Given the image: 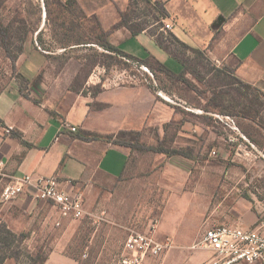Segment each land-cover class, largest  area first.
Wrapping results in <instances>:
<instances>
[{
  "label": "rangeland",
  "instance_id": "374dc122",
  "mask_svg": "<svg viewBox=\"0 0 264 264\" xmlns=\"http://www.w3.org/2000/svg\"><path fill=\"white\" fill-rule=\"evenodd\" d=\"M114 10L120 20L112 31L130 26L163 33L168 48L187 64L196 89L164 75L155 81L146 66L103 56L107 52L98 44L103 33H111L106 26L113 23ZM159 17L146 0H81L73 6L62 0H0V21L8 29L13 54L39 46L48 55V77L69 82L72 90L91 99L105 88L147 87L152 81L170 93L155 94L158 107L163 104L161 123L113 135L114 141L144 148L129 147L137 177L120 186L119 205L101 203L83 219L69 220L66 237L63 227L55 226L39 230L34 238L26 231L24 241L0 243V257H13L4 264H35L59 247L79 264H120L133 233L151 234L163 224L171 228L182 222L195 226L197 242L208 229L235 225L231 223L243 219L245 207L258 219L264 214V87L241 83L229 65L222 62L218 68L178 46L161 31L165 22ZM14 79L20 75L0 35V94ZM149 148L184 151L195 160ZM167 241L173 248L170 239L162 243Z\"/></svg>",
  "mask_w": 264,
  "mask_h": 264
},
{
  "label": "crops",
  "instance_id": "0c3cea01",
  "mask_svg": "<svg viewBox=\"0 0 264 264\" xmlns=\"http://www.w3.org/2000/svg\"><path fill=\"white\" fill-rule=\"evenodd\" d=\"M150 1L164 6L169 14L164 21L173 24L170 33L176 38L202 51L218 68L222 62L229 65L238 80L264 87V0ZM112 14L113 23L106 26V31L120 20L118 10ZM113 31L110 42L124 53L140 60L154 57L174 73L182 72V63L162 49L147 30L136 37L126 28ZM46 55L34 46L25 47L16 63L20 79H14L0 94V131L13 128L9 136L0 133V162L9 176L57 177L65 188L81 191L87 213L109 201L118 206L120 186L137 177L131 167V150L87 137L94 134L114 140L113 135L118 133L140 132L145 126L161 123L163 104L159 102L158 107V92L149 86H119L105 88L91 99L72 90L69 82L48 77L44 73ZM65 122L77 131L62 128ZM5 183L0 178V228L16 234L27 231L34 238L39 230L49 231L59 223L65 237L69 234L70 219H63L55 206L32 193L3 201ZM242 217L231 224L256 227L258 217L251 209L245 207ZM194 227L178 222L171 228L163 224L159 230L154 229L151 235L157 241L170 239L174 246L158 258H149L148 264H222L212 251L193 248ZM47 257L46 264H79V259L62 247L50 251Z\"/></svg>",
  "mask_w": 264,
  "mask_h": 264
},
{
  "label": "built area",
  "instance_id": "2783aa9c",
  "mask_svg": "<svg viewBox=\"0 0 264 264\" xmlns=\"http://www.w3.org/2000/svg\"><path fill=\"white\" fill-rule=\"evenodd\" d=\"M164 22L161 30L172 31L173 24ZM38 49L42 50L39 46ZM143 68L150 73L148 68ZM158 93L163 96L162 92ZM62 128L77 131L68 122ZM12 131L13 128L7 127L1 129L0 133L9 136ZM0 178L6 181L2 193L5 202L15 201L30 192L36 199L55 206L63 219L81 220L86 215L84 194L65 188L57 177L9 176L5 172V164L0 162ZM57 225L60 226L59 223ZM171 248L172 243L169 241L162 243L151 234L133 233L125 241L120 264H148L149 258H158ZM193 248L212 251L216 261L222 264H264V214L253 229H246L241 225H220L208 229Z\"/></svg>",
  "mask_w": 264,
  "mask_h": 264
},
{
  "label": "trees",
  "instance_id": "16d2710c",
  "mask_svg": "<svg viewBox=\"0 0 264 264\" xmlns=\"http://www.w3.org/2000/svg\"><path fill=\"white\" fill-rule=\"evenodd\" d=\"M64 3H66L68 6H73L77 0H69V1H63ZM146 2L155 7V10L159 13V18L161 19V21L166 20L169 17V14L167 13V11L165 10L164 6L159 3V2H155L153 3L150 0H146ZM118 28L120 27H124V25L117 26ZM126 29L129 30L130 34L132 37H136L138 36L141 32L147 30L155 39L156 42L158 43V45L164 49L166 52H168L170 55H172L173 57H175L176 59H178L182 65H183V70L181 73L176 74L174 73L171 69H169L165 64L161 63L160 61H158L157 59H155L154 57L148 59V60H140L138 58H135L131 55H128L126 53H124L123 51H121L118 47L114 46L111 44L110 42V36L112 34L113 31L108 32V33H103L102 35V41L98 44L99 47L103 48L107 53H105L103 56L113 59V60H118V58H123L124 60H128L127 62H132L133 64L142 67V66H146L150 72L152 73V75L155 78V81H159L160 80V75H164L166 76L169 80L178 82V83H183V84H187L190 85L192 87V89H196L195 85H192V83L190 82V80L188 79L187 75H188V69H187V64L181 60V58L177 55H175L170 48H168V46L166 45V43L164 42L165 36L163 33H155L153 31H151V28H140V29H135L134 27H126ZM166 34V33H165ZM169 37L172 38V40L174 41V43H176L178 46L184 48L185 50L191 51L192 53L198 55L199 57H202L204 59H207V57L203 54L202 51H200L199 49L193 48L191 46H189L188 44L180 41L178 38H176L173 34L170 33V31H168ZM0 35H1V40H2V44L3 47L5 49L6 55L9 59L12 60V62L14 63V68L16 66L17 60L19 58V56L23 53L24 49H22L18 55H14L10 46V39H9V33H8V29L5 27V25L0 21ZM86 45L85 43H77V45ZM65 48H69L65 47ZM42 51V50H40ZM43 52V51H42ZM44 53V52H43ZM48 56V55H46ZM208 60V59H207ZM209 61V60H208ZM128 65V64H127ZM222 72V70H221ZM240 81V80H239ZM241 83H244L242 81H240ZM246 84V83H245ZM149 87L154 90L155 92L158 91H163L167 94H170L168 91H166L165 88H159L157 85H155V83L152 81L150 82ZM208 112V111H207ZM119 136L123 137V134H120ZM87 138L91 139V140H95V139H102V140H106L108 142H113L116 145H121V146H125V147H130V148H136L139 151L144 152V148L141 146H135L132 145L128 142L125 141H114L112 139V137H103L100 135H91L88 136ZM124 140V139H123ZM148 151H152L154 153H160V154H165L167 156H182L186 159H190V160H195V157L190 154V153H186L184 151H168L166 149H155V148H149ZM28 238V235H25L24 233L22 234H16L14 232H12L11 230L7 229L6 227H1L0 228V243H13L14 241H24ZM13 258V257H0V264H4L6 260ZM47 256L44 258H40V261H35V264H46L47 261Z\"/></svg>",
  "mask_w": 264,
  "mask_h": 264
},
{
  "label": "water",
  "instance_id": "95a60500",
  "mask_svg": "<svg viewBox=\"0 0 264 264\" xmlns=\"http://www.w3.org/2000/svg\"><path fill=\"white\" fill-rule=\"evenodd\" d=\"M218 25V24H217Z\"/></svg>",
  "mask_w": 264,
  "mask_h": 264
}]
</instances>
